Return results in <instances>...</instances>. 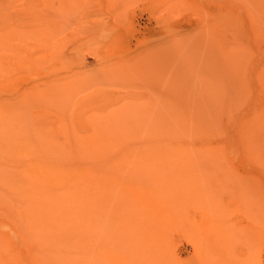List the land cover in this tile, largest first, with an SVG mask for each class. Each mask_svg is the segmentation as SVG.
<instances>
[{
    "label": "rangeland",
    "instance_id": "obj_1",
    "mask_svg": "<svg viewBox=\"0 0 264 264\" xmlns=\"http://www.w3.org/2000/svg\"><path fill=\"white\" fill-rule=\"evenodd\" d=\"M14 156L88 177L68 264H264V0H0ZM16 200L0 264H55Z\"/></svg>",
    "mask_w": 264,
    "mask_h": 264
},
{
    "label": "bare ground",
    "instance_id": "obj_2",
    "mask_svg": "<svg viewBox=\"0 0 264 264\" xmlns=\"http://www.w3.org/2000/svg\"><path fill=\"white\" fill-rule=\"evenodd\" d=\"M76 157L79 163L91 158L86 155ZM13 160L17 163L33 162V166L27 169L10 172L7 180L0 185L4 193L12 194L17 199L14 203L16 207L24 211L21 232L44 236L42 243L60 254L55 264L74 263L75 260L65 255L63 250L72 245L68 243L73 240L77 229L79 205L83 203L81 196L89 183L88 177L78 175L81 167L57 168L59 159L52 157L14 156ZM33 264L43 263L35 260Z\"/></svg>",
    "mask_w": 264,
    "mask_h": 264
}]
</instances>
